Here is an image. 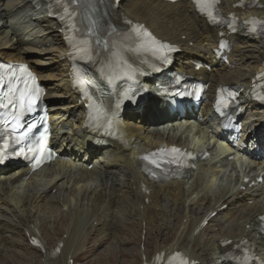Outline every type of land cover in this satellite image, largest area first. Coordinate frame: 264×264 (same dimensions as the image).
<instances>
[{
    "label": "bare ground",
    "instance_id": "1",
    "mask_svg": "<svg viewBox=\"0 0 264 264\" xmlns=\"http://www.w3.org/2000/svg\"><path fill=\"white\" fill-rule=\"evenodd\" d=\"M1 1L0 21L5 20L6 26L4 24V27H0L2 36L0 57L29 64L41 82L48 85L47 101L51 105L53 118L59 119L57 125L63 123L70 125L71 130L57 134L58 141L61 142V158L55 164L33 174L26 182L22 181L26 175L22 168L13 173L9 170L5 174H0V213L18 212L20 217L18 225L4 229L0 224V255L4 252L6 241L3 232L7 231L16 237L21 236L20 228L25 225L26 233L31 238H41L45 244V251H40L38 264H45L46 259V262L50 261L48 264H68V256L73 255L77 258L79 252H82L81 256L90 252V249H87L89 237L96 233L108 239L112 248L115 238L111 239V236L116 229L114 221L117 219L123 224L131 217L139 222L141 230L146 231L145 249L140 253L143 262V258L147 260L151 258L146 246L148 232L155 226L159 230L158 234H161L162 228L159 225L166 224L168 219L178 214L181 224L178 227L180 232L175 239L177 241L165 245L157 244L153 248L152 256L162 251L169 254L179 250L182 237L191 233V246L183 250L191 259L202 264H229L224 260L227 249L220 243L223 238L233 239L235 243L248 240L262 252L260 256L264 259V237L260 236L258 229V218L264 214V186L256 188L250 194L240 191L241 186H244V178L251 177L254 172L264 167V127L261 121L263 113L251 114V120L243 115L240 121H248V127L252 132L245 133L246 137L237 142L221 134L218 126L211 122L208 104H204L199 111L188 112L185 120L179 118V123L173 120L168 124L166 117L158 110L160 106L164 107V103L150 101L140 115L136 116V120L146 121L149 110L152 112V118L148 120L151 123L146 121L148 125L146 128L134 129L135 123L128 118L125 120L129 144H114L104 150L90 151L91 136L86 133L78 136V129L83 126L84 120L81 116L84 114V107L72 93L70 64L67 61H62L61 65L59 63L67 53L64 35L61 33L62 25L50 20L45 9L40 11L45 18L29 15L30 12L27 10L38 11L31 8L30 0ZM98 1L100 0H96L95 8L99 14L104 15L109 3L113 22L118 27L123 26L122 23L126 19H132L144 23L158 38L180 45L183 53L176 57L174 68L176 71L189 70L196 74L192 62L202 59L209 63L211 71L199 73L210 84L209 95L219 85H249L256 71L262 68L264 40L239 37L230 39V49L226 57L230 59L232 65H237L241 56L246 57V61L250 63L246 70L232 69L222 61H217L214 52L220 40L217 30L197 15L188 0L174 4L160 0H122L117 10H111L113 0H104L102 4ZM236 1L228 0L222 4V9L225 12H232V4ZM260 4L263 5V9L251 14L264 19V0H261ZM23 17H25L23 21H18ZM12 18H17V25L12 24L10 20ZM26 20L27 23H37L39 27H43L44 23L49 30L57 28L53 38L50 37L56 43L57 50L55 51L57 55L55 52L51 54L52 57H56L54 74L42 69L43 64L34 58L33 51H36L34 41L25 40L18 29ZM37 35L40 36L39 32ZM38 38L34 39L37 45L49 42L48 38ZM189 43H193L194 48L190 47ZM10 44L12 45L9 47ZM53 79H59L60 84L57 87L51 84ZM248 110L259 111L254 104H251ZM160 143L186 148L200 146L204 152H210L212 158L199 163L198 169L186 179L156 184L148 182L141 173L137 156L154 149ZM230 156L233 157V162L228 160ZM239 160L247 164L236 169L233 167L234 161ZM91 163L97 165L93 170H89ZM231 170L236 171L233 181L223 185L221 178L228 175L226 173ZM144 186L150 190L149 194ZM53 189H56L55 194L52 193ZM240 196L242 199H239ZM223 205H228L226 213H219L198 235L194 233L210 211L217 210ZM55 226V233L60 231L57 227H61L62 232L58 233L59 238L55 242L51 243L49 239L52 244L50 245L45 236ZM215 226L219 230L217 236L204 239L205 233ZM127 228L130 227L126 226L125 229ZM174 230L175 228L170 229V233ZM27 234L24 235L23 241L30 244ZM59 242L63 243L61 254L53 257L51 252ZM11 243L17 248L13 240Z\"/></svg>",
    "mask_w": 264,
    "mask_h": 264
},
{
    "label": "rangeland",
    "instance_id": "2",
    "mask_svg": "<svg viewBox=\"0 0 264 264\" xmlns=\"http://www.w3.org/2000/svg\"><path fill=\"white\" fill-rule=\"evenodd\" d=\"M1 1V0H0ZM1 3H3L1 1ZM29 11V15H33V12ZM25 17L21 18L18 21H23ZM36 18H45L42 14H36ZM35 18V19H36ZM12 24L17 25L18 21L17 18H12ZM28 20L25 21V24L23 26H18L19 30L22 32V36L25 40L29 39L31 41H34L35 49L34 52V58L39 62L42 63V69L46 70L49 73H53V69H55V60L56 57H52L51 54L54 53L56 50V43L50 39L53 38L54 32L57 30L54 28V30H49V27L42 23L43 27H39L37 23L30 22L27 23ZM9 23V22H8ZM5 20L0 21V27H4ZM6 26V24H5ZM8 29V28H7ZM39 32L40 36L37 35ZM39 37V38H38ZM2 36L0 35V40ZM35 38L38 39H49L48 43L37 45ZM12 44L8 45L9 47ZM8 49V48H5ZM56 54V52H55ZM57 55V54H56ZM63 60H61L60 65ZM53 62V63H52ZM249 61H246V57L241 56L239 58L238 64L232 66L233 68H241L243 70H246L249 67ZM53 71V72H51ZM55 87H57L59 83V79H53L51 81ZM59 95V94H58ZM61 98V97H60ZM152 112L149 111L147 114V123H151V121H148L149 118H152ZM133 123H135L136 127H133L134 129L139 127L146 128L148 125L146 124V121L136 120L134 117L131 120ZM145 122V123H144ZM71 130L70 125H67V128H65V132H68ZM233 162V158L229 160ZM247 163L245 161L239 160L234 161V165L236 169H239L240 166L246 165ZM230 169V168H229ZM225 177L221 178V182H224L223 185H227L230 183V181H233L236 171L231 170L229 173L227 172ZM61 184V183H59ZM252 191V190H251ZM52 193H56V189L52 190ZM248 204H251V202H248ZM224 213L227 212V209L223 211ZM19 213L16 212H10L6 211L5 213H0V224L1 226L6 229L9 226L18 225L17 223L20 222L18 217ZM177 218L172 217V219H168L166 221V224L159 225L161 230V234H158L159 230L154 226L150 232L147 234L148 238V245L147 251L150 257L153 255V248L156 247L157 244L165 245L166 243L170 242L173 243L177 240L176 235L178 236V233L180 232L178 230V227L181 224V218L176 214ZM115 228L113 230L114 234L111 236V239L115 238V242L110 247V244L108 242V239L103 237L102 234L96 233L94 236H90V244L89 249L90 252L85 256H79L76 259V264H142L141 262V256L140 253L143 250V244L144 239L146 237V231L141 230L139 222H136L133 218L129 217L123 224L120 220H115ZM172 222V223H171ZM130 227L129 229H125V227ZM54 228V230H52ZM61 232L62 228L57 227ZM133 228V229H132ZM175 228L174 232L170 233V229ZM132 229V230H130ZM20 234L21 236H13L9 232H3V236L6 239L4 243V252L0 255V264H38L40 262V252L31 246H29L27 243L23 241V237L26 234L25 225L20 228ZM58 231V233L60 232ZM217 226L211 227L206 233L204 239L215 237L218 233ZM56 232V226L52 227L50 232L45 236L47 237V242L52 245L51 243L55 242L56 239L59 238V234ZM190 235L191 233H188L185 235V237H182V245L179 247L180 249L183 248H190L191 242H190ZM117 237V238H116ZM185 238V239H184ZM51 240V243L49 241ZM14 241L17 244V248L14 247L11 243V241ZM175 240V241H174ZM193 243H195V239L193 238ZM192 243V244H193ZM155 245V246H154ZM24 246V247H23ZM20 255V256H19ZM62 258V256H61ZM47 261V259H46ZM45 264H48L49 262H46Z\"/></svg>",
    "mask_w": 264,
    "mask_h": 264
},
{
    "label": "snow or ice",
    "instance_id": "3",
    "mask_svg": "<svg viewBox=\"0 0 264 264\" xmlns=\"http://www.w3.org/2000/svg\"><path fill=\"white\" fill-rule=\"evenodd\" d=\"M68 2L69 3H78V0H68ZM214 2H215V0H210V2L208 3V5H207V14L209 15V17L210 18H212L214 21H215V19H216V17H215V15H214V12H213V4H214ZM196 3L198 4V5H200V3H201V0H196ZM138 27H140L141 29H142V26H138ZM255 30V29H254ZM89 31H91V29H89ZM139 35H142V36H144V37H147L149 40H152L153 41V43H155V40H154V38L151 36V33H149V32H147V30L145 29V30H142L141 32H139L138 33ZM83 44H84V46H85V53L86 54H91V49L89 48V47H87V45L89 44V42L87 41V40H85V41H83ZM22 72H28V69H27V66H22L21 67V69H20ZM21 100H23V97H21ZM9 103H12V101L11 100H9ZM31 103H35V101L33 100ZM31 103L29 104V108L31 107ZM17 120H18V118H17ZM172 152H174V153H178V152H180L181 150H179V149H176V148H173L172 150H171ZM143 159L144 160H149V156H145V157H143ZM41 160L40 159H37L36 161H35V164H36V166H39L40 164H41ZM151 163H153V164H156V161L155 160H152L151 161ZM158 166V165H157ZM262 219H264V218H262ZM33 243H38L37 241H33ZM177 255H179V254H177Z\"/></svg>",
    "mask_w": 264,
    "mask_h": 264
}]
</instances>
